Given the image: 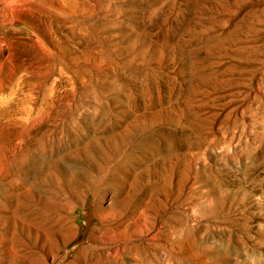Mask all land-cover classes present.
<instances>
[{"label":"rangeland","instance_id":"1","mask_svg":"<svg viewBox=\"0 0 264 264\" xmlns=\"http://www.w3.org/2000/svg\"><path fill=\"white\" fill-rule=\"evenodd\" d=\"M12 1L0 264H264V0Z\"/></svg>","mask_w":264,"mask_h":264},{"label":"bare ground","instance_id":"2","mask_svg":"<svg viewBox=\"0 0 264 264\" xmlns=\"http://www.w3.org/2000/svg\"><path fill=\"white\" fill-rule=\"evenodd\" d=\"M13 3V1L12 0H3V1H1L0 2V10L3 8L4 9V7H6V6H10L11 4ZM1 20V19H0ZM14 21L15 20H13V19H10V23L9 22H7L6 21V23L5 22H3L2 20L0 21L1 23H0V37H3V36H1L2 34H3V28H4V26H6L7 24H9V26L10 27H12L13 29H14V31L12 32V34H14L15 33V30H16V28H17V26H15V24H14ZM18 29V28H17ZM3 40V39H2ZM25 82L23 81V79H22V74H17V73H15L14 74V76H12V78L9 80V81H7V82H5V84L4 85H1L0 86V102H2L1 104H3L4 106H6V105H8L9 103L8 102H10V101H12V102H14V100H15V103H16V99H17V96L19 95V92H21V93H23V89H25L26 87H25ZM5 89H7V94H4L3 92H5L4 90ZM26 89H28V88H26ZM30 89V88H29ZM2 91V92H1ZM25 93V92H24ZM23 93V94H24ZM2 94H4L3 96H1ZM29 96V95H28ZM23 99V98H22ZM17 102H18V100H17ZM3 105H0V114H2L3 116H7V115H9V112H7V111H4V109L2 110V107H3ZM245 189V188H244ZM250 195V194H249ZM236 201V200H235ZM137 226V225H136ZM152 227V224L151 225H144V226H141V227H139V228H134L133 229V233L134 234H137V235H143L144 234V228H148L147 229V231L150 229ZM62 229V228H61ZM62 232V231H61ZM63 235H64V233H63ZM49 240H51L52 238H49V236L47 237ZM47 239V240H48ZM65 239V238H64ZM53 240H55V239H53ZM58 240V239H57ZM59 241V240H58ZM63 241V240H62ZM65 241V240H64ZM139 241V240H138ZM48 242V241H47ZM50 242V241H49ZM52 242V244H53V241H51ZM56 242V240L54 241V243ZM45 244V243H44ZM51 244V245H52ZM64 245H66V242H64L63 243ZM49 245V244H48ZM61 245V244H60ZM53 246V245H52ZM52 246H50L48 249H46V251H45V253H46V256L48 257V258H52V259H54L55 261H56V258H57V256H58V254H57V252L54 250V248L52 247ZM121 246L122 245H120V244H118V245H116L115 246V250H117V251H119V250H121ZM55 248H56V246H55ZM62 249H64V248H62ZM60 250V249H59ZM58 250V251H59ZM114 251V250H113ZM109 253V252H108ZM109 254H111V253H109ZM113 254H115V252L113 253ZM118 254V253H117ZM116 254V255H117ZM45 256V255H44ZM27 257V256H26ZM101 257V256H100ZM99 257V258H100ZM33 258V257H32ZM95 259V258H94ZM111 259H113V258H111ZM26 260H27V258H26ZM30 260V259H29ZM34 261H35V259H34ZM83 261V260H82ZM28 262V261H27ZM70 262H72V263H69V262H61V264H74L73 263V261H70ZM112 262V261H111ZM55 264H60V263H55ZM76 264V263H75ZM79 264H111V263H109V259L107 260V258L106 259H104V258H101V259H97V260H91V261H89V260H85V261H83V262H79ZM113 264V263H112Z\"/></svg>","mask_w":264,"mask_h":264}]
</instances>
